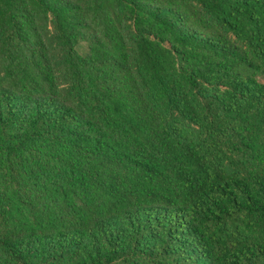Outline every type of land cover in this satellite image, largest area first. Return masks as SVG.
I'll use <instances>...</instances> for the list:
<instances>
[{
    "label": "trees",
    "instance_id": "trees-1",
    "mask_svg": "<svg viewBox=\"0 0 264 264\" xmlns=\"http://www.w3.org/2000/svg\"><path fill=\"white\" fill-rule=\"evenodd\" d=\"M0 264H264V0H0Z\"/></svg>",
    "mask_w": 264,
    "mask_h": 264
}]
</instances>
